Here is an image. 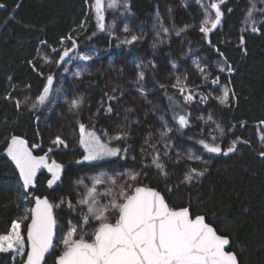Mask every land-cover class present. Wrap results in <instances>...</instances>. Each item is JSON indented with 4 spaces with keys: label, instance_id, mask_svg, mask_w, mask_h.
Segmentation results:
<instances>
[{
    "label": "trees",
    "instance_id": "16d2710c",
    "mask_svg": "<svg viewBox=\"0 0 264 264\" xmlns=\"http://www.w3.org/2000/svg\"><path fill=\"white\" fill-rule=\"evenodd\" d=\"M202 2L208 5L211 0ZM94 3L0 0L5 5L0 8V234L33 207V196H47L54 203L64 198L76 204L83 191L77 181L90 184L91 178L102 173L135 172L140 173L137 185L157 189L170 206H190L193 215H205L219 234L229 237L240 264H264V157L259 154L264 151L260 139L264 135V0H225L220 5L221 24L207 38L199 31L204 11L197 0H120L115 8H108L105 0L103 31L97 26ZM252 20L257 32L252 31ZM69 35L77 47L57 63L63 49L72 46V41L64 39ZM132 35L139 39L123 43ZM79 55L92 59H70ZM229 66L232 72L227 71ZM220 67L225 71L220 72ZM76 72L81 74L76 76ZM140 72L143 80H138ZM48 75L54 77V100L40 105L37 98ZM217 76L219 83L212 84ZM178 78L194 95L191 102H185L173 86ZM224 88L230 90L227 104L216 98ZM78 97L83 103L72 108L70 102ZM16 101H21L19 108ZM109 105L111 112L106 111ZM180 114L189 119L183 129L173 118ZM80 123L106 143L118 132H126L125 139L110 141V146L128 149L125 158L78 165L83 154ZM167 129L171 131L162 137ZM13 135L25 139L29 147L40 144L41 148L33 150L36 155L53 147L50 158L65 165V170L52 189L47 187L50 176L46 172L33 190L22 189L19 171L5 152ZM57 136L67 148L52 144ZM213 136L223 148L239 138L237 151L227 156L208 153L198 141L210 143ZM151 145L158 150L168 176L152 165L156 151ZM188 153L201 159L188 160ZM190 168L204 175L182 183ZM82 211H71L66 205L56 208L58 225L66 226L69 220L76 223ZM95 226L92 222L87 230ZM58 254L59 250L53 252L46 264H54ZM0 264L20 261L14 263L12 254L2 253Z\"/></svg>",
    "mask_w": 264,
    "mask_h": 264
},
{
    "label": "snow or ice",
    "instance_id": "6c2138e0",
    "mask_svg": "<svg viewBox=\"0 0 264 264\" xmlns=\"http://www.w3.org/2000/svg\"><path fill=\"white\" fill-rule=\"evenodd\" d=\"M87 2V0H86ZM225 0H211L208 5H204L202 0H197L204 11V18L201 21L199 31L207 38L209 33L217 29L221 24L223 13L220 5ZM120 0H107L108 8H115ZM20 5L17 4L18 8ZM0 4V8H4ZM97 26L103 31L105 28L104 11L105 0H95L93 5ZM255 8V5H252ZM214 11V16H213ZM231 11V10H229ZM248 18H252V10L248 12ZM252 31L257 32L254 26L256 21L252 20ZM84 27L83 24L80 25ZM162 30L166 33L167 28ZM189 27L182 28L185 31ZM125 31H128L125 28ZM95 35V33H93ZM64 39L72 41L71 48H64L59 55V62L65 61L70 52L77 47L76 41L71 35ZM139 39L132 35L131 39H125L123 43L131 44ZM244 43L243 37L240 40ZM41 43H46L42 41ZM210 43V41H209ZM155 46V45H154ZM56 52L57 49H52ZM218 51V50H217ZM223 55V53H220ZM80 59L89 61L91 55H79L70 57V59ZM46 62H51L46 59ZM198 70L204 73L205 69L197 65ZM65 71H68L66 68ZM220 72L225 68L220 67ZM232 72V68H227ZM81 73L76 72L74 75L79 76ZM11 79V78H9ZM144 79V73L138 74V80ZM207 80V75L204 76ZM212 84L219 83V77L213 79ZM54 77L48 75L46 83L43 86L42 93L38 96L40 105L48 101L49 96L53 93ZM180 93L183 95L185 102H191L194 95L186 86L181 85L180 79L177 84ZM143 93V89H139ZM56 92L61 89H55ZM187 91V94H184ZM230 90L223 89V94L216 97L220 103L227 104L229 101ZM234 96L235 94L232 93ZM115 97H108L114 99ZM25 98V102L27 101ZM206 101L207 98H202ZM83 103V98L73 99L70 104L72 108L78 109ZM21 101H16L19 108ZM36 107V104L32 105ZM107 112L112 111L109 105ZM181 129L188 127L189 119L187 115L173 117ZM203 119V117H201ZM210 119V117H209ZM261 123H264L262 121ZM167 127V125H163ZM167 131L162 132V137H167ZM223 134V129H220ZM104 135H108L105 131ZM127 136L126 132L120 131L111 140H123ZM264 142V135L260 136ZM237 140H233L227 148H223L220 143L216 142V137H212V142L200 140L203 149L208 153L223 154L237 151ZM104 142L95 131H89L83 123L79 124V145L83 149L81 160L76 163L87 161H100L109 157L125 158L128 149L110 146ZM248 143V141H242ZM147 143V141H146ZM52 144L55 147L63 146L67 148V143L60 136H57ZM156 155L152 158L154 165L160 174L165 177L168 173L165 171V165L161 163V157L155 145H151ZM167 143L165 148H167ZM41 148L40 144H33L29 147L28 142L20 136L13 135L7 142L5 152L14 162L16 169L19 171V179L22 181L21 187L27 193L29 189L37 186V174L41 169H47L50 178L47 179V187L52 189L61 181L65 165L58 163L55 159L50 158L53 147H49L43 155L34 154V149ZM145 151V149H141ZM124 154V155H122ZM264 157V151L259 153ZM167 156V151L164 152ZM133 159H135L133 157ZM188 160H200L201 157L193 153L187 154ZM203 171L190 168L185 173L184 181L191 183L194 179L203 176ZM140 173H116L114 175L100 174L91 178L90 184H85L84 180L77 181L83 186V191L79 193V199L76 204L71 200L62 198L59 203H54L47 196H33L34 207L25 210V214L11 222L10 229L0 234V253H11L13 261L17 257L21 258L20 264H46V255L59 250L55 257L54 264H238L237 256L234 252L226 251V246L230 244L227 236L221 235L217 230L206 222L205 215H193L190 206L175 208L168 204L165 196L155 188L146 185H137ZM126 177V179H123ZM122 181V182H121ZM105 186L101 190L100 186ZM171 192L172 188H167ZM27 197H25L26 199ZM108 198L107 203L102 202ZM66 205L71 211L82 208L76 223L72 220L67 222L66 226L58 225L54 209ZM24 221H28L27 224ZM96 222V226L91 232L87 226ZM59 233V234H58Z\"/></svg>",
    "mask_w": 264,
    "mask_h": 264
},
{
    "label": "water",
    "instance_id": "95a60500",
    "mask_svg": "<svg viewBox=\"0 0 264 264\" xmlns=\"http://www.w3.org/2000/svg\"><path fill=\"white\" fill-rule=\"evenodd\" d=\"M85 162V161H84ZM84 162H81L79 163L78 165H82ZM45 172V169H41L40 172L37 174V181H38V178L40 177L41 174H43ZM22 182V181H21ZM34 188H31L29 189L28 192H30L31 190H33ZM166 199V198H165ZM167 201V200H166ZM168 202V201H167ZM169 204V203H168ZM33 207H34V204H33ZM54 213H55V209H54ZM56 215V214H55ZM207 222V220H206ZM208 223V222H207ZM211 225V224H210ZM212 227H214L213 225H211ZM215 228V227H214ZM218 232V231H217ZM226 251H230V252H234L231 250V240H230V244L228 246H226ZM235 253V252H234ZM236 254V253H235ZM52 255V253L50 255H46V262L48 260V258ZM237 256V254H236ZM237 260H238V264H240L239 262V259H238V256H237Z\"/></svg>",
    "mask_w": 264,
    "mask_h": 264
},
{
    "label": "rangeland",
    "instance_id": "374dc122",
    "mask_svg": "<svg viewBox=\"0 0 264 264\" xmlns=\"http://www.w3.org/2000/svg\"><path fill=\"white\" fill-rule=\"evenodd\" d=\"M104 16H105V12H104ZM104 24H105V20H104ZM66 58H67V57H66ZM66 58H65V60H66ZM63 62H64V61H63ZM53 89H54V83H53ZM53 100H54V91H53V93L49 96L48 101H46L44 105H47L48 103H51ZM180 115H182V114H180ZM87 130H89V131H94L93 129H87ZM96 134H97V132H96ZM97 135H98V134H97ZM212 154H213V153H212ZM217 155H220V154H217ZM92 162H98V161H92ZM45 172H46L49 176L51 175L50 173L47 172V169H45ZM1 254H2V253H0V255H1ZM9 254H11V253H9ZM16 261H21V258H20V257H17L16 260L13 261V262L15 263Z\"/></svg>",
    "mask_w": 264,
    "mask_h": 264
},
{
    "label": "flooded vegetation",
    "instance_id": "af4514ba",
    "mask_svg": "<svg viewBox=\"0 0 264 264\" xmlns=\"http://www.w3.org/2000/svg\"><path fill=\"white\" fill-rule=\"evenodd\" d=\"M85 163H87V164H89V163H90V164H91V163H92V161H91V162H87V161H85Z\"/></svg>",
    "mask_w": 264,
    "mask_h": 264
}]
</instances>
